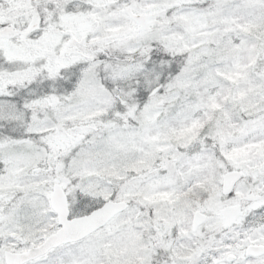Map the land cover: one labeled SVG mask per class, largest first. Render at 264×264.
<instances>
[{
  "label": "snow or ice",
  "instance_id": "obj_1",
  "mask_svg": "<svg viewBox=\"0 0 264 264\" xmlns=\"http://www.w3.org/2000/svg\"><path fill=\"white\" fill-rule=\"evenodd\" d=\"M0 264H264V0H0Z\"/></svg>",
  "mask_w": 264,
  "mask_h": 264
}]
</instances>
